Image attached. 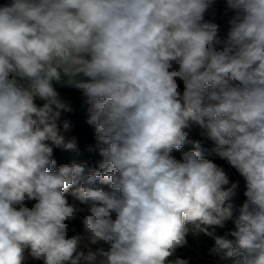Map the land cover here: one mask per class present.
Wrapping results in <instances>:
<instances>
[{
    "label": "clouds",
    "instance_id": "obj_1",
    "mask_svg": "<svg viewBox=\"0 0 264 264\" xmlns=\"http://www.w3.org/2000/svg\"><path fill=\"white\" fill-rule=\"evenodd\" d=\"M214 3L0 4V264H188L172 257L192 230L222 260L264 264V0H226L227 39L205 19ZM53 82L85 98L103 171L57 167L51 145L76 140ZM193 128L244 177L241 206ZM229 221L232 239L215 236Z\"/></svg>",
    "mask_w": 264,
    "mask_h": 264
},
{
    "label": "trees",
    "instance_id": "obj_2",
    "mask_svg": "<svg viewBox=\"0 0 264 264\" xmlns=\"http://www.w3.org/2000/svg\"><path fill=\"white\" fill-rule=\"evenodd\" d=\"M223 3V16L222 19L228 22V27L231 28L229 24V19L232 15L231 11H228L226 8V0H215V3L213 7L210 9L213 13L217 12L219 9V5ZM2 3H8V0H0V4ZM225 16V17H224ZM70 90V89H68ZM69 96L71 97L72 101H78L82 105V110L78 112L74 111H67L62 112L59 126L63 128V122L68 121L70 123V129L69 131H74L78 138L76 139V147L74 149H66L62 148L60 151L65 154L69 153L72 160L71 163H77L85 166L86 170H97V171H103L102 169H99V163L102 160V157L98 154V151L95 148L96 140H95V127L94 125H90L88 121V112L87 108L88 105L85 103V98L82 96L81 93L77 92L76 90H70L68 91ZM68 105L70 102L67 103ZM193 132L194 130H190ZM188 139L189 136H188ZM193 141V140H192ZM59 155V150L53 148V159L54 156ZM240 173L236 169H232V172L230 175ZM105 188H108V186L103 185ZM243 186L238 185V187L235 190H242ZM70 228H75L76 232H69V236L74 235L78 232H82L83 226L81 223V220L78 218L69 224ZM227 229L235 230V227L225 224L223 228H218L214 233L215 236H223V232ZM229 239H232L230 236ZM102 246V242L98 245H91L90 247L95 250L97 247ZM215 247V239L211 236L210 240L206 242L205 244L199 246L197 248L198 252H195V250L186 249L183 251L177 250L175 255L176 257H179L181 259H185L188 261V264H209L208 262L204 261L201 256H210L218 261L219 264H231L232 261L229 260H222L220 256L214 254L212 252V249ZM26 264H42L41 261H33L30 257H28L26 252Z\"/></svg>",
    "mask_w": 264,
    "mask_h": 264
},
{
    "label": "rangeland",
    "instance_id": "obj_3",
    "mask_svg": "<svg viewBox=\"0 0 264 264\" xmlns=\"http://www.w3.org/2000/svg\"><path fill=\"white\" fill-rule=\"evenodd\" d=\"M8 2H10V0H8ZM223 3L221 2V4L219 5V9L217 12L213 13L212 11H208V13L205 16V19L208 20L209 22L215 23L218 27H217V34L221 39H227L229 32H230V28L228 27V22L222 19L223 16ZM225 17V16H224ZM53 86L56 89V91L59 93L60 98L68 103L70 102L69 106L71 108V111L74 112H78L81 111L82 105L78 102V101H72L71 97L69 96L68 91L70 90H76L77 92L81 93L78 89H75L71 86H68L66 84H62V83H57V82H53ZM180 88L181 90L183 89V85L182 83L180 84ZM70 89V90H68ZM36 103L40 106H42V104L44 103V101H41L37 98ZM61 128V132L62 134L65 136V141L67 142L68 140H71L72 138H75V140L78 138L77 134L74 131H67L65 132L63 130L62 127ZM191 130H194L193 132L189 131V138L188 140H193V141H199L201 144V150H202V154L204 156V158L209 159L211 161H213L214 163H216L219 167H221L225 173L227 174L230 184L231 183H237L238 185H242L243 189L242 190H234V195L231 197L230 202H232L235 206H241L244 201L246 200V196L244 195L245 191H246V187H245V180L244 177L242 175H237V174H233L230 175V173L232 172L233 168L226 160L221 159L220 157H218L213 151V147L214 144L213 142L208 139L205 136H202L200 134V130L198 128H193ZM51 143V142H49ZM54 149H58L59 150V155L58 156H54L55 160L57 161V167L59 165L62 164H72L70 161L72 160L71 156L69 155V153H65L63 154L60 150L62 148H64L63 146H55V145H51ZM193 148V145L190 143H185L184 146L182 147V149L180 150H173V152L171 153V155H173L177 160H182V154L185 151L191 150ZM94 170V169H91ZM90 170V171H91ZM230 186V185H229ZM103 187L105 190H110L109 188H105L103 185L101 186ZM72 191V189L69 190L68 193H66L65 195L67 196L69 202L73 201V198L70 195V192ZM226 224H229L231 226L234 227V224L229 221ZM220 227H215L214 228V232ZM209 231H213V227L210 226ZM233 231L232 229H227L223 232V236H226L227 238L230 237L229 233ZM211 236L206 235L204 232L202 231H197V230H192L190 231L187 236H186V240H187V244L182 247L179 248L177 250L183 251L186 249H191V250H195V252H198L197 248L203 244H205L206 242H208L210 240ZM176 255H174V257H172V259H175ZM201 258L208 262L209 264H219L217 260H215L214 258L210 257V256H201ZM232 264V263H231Z\"/></svg>",
    "mask_w": 264,
    "mask_h": 264
}]
</instances>
